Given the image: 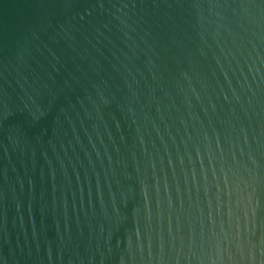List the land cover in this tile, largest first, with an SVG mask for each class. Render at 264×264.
<instances>
[{"label":"water","instance_id":"1","mask_svg":"<svg viewBox=\"0 0 264 264\" xmlns=\"http://www.w3.org/2000/svg\"><path fill=\"white\" fill-rule=\"evenodd\" d=\"M0 264H264V0H0Z\"/></svg>","mask_w":264,"mask_h":264}]
</instances>
